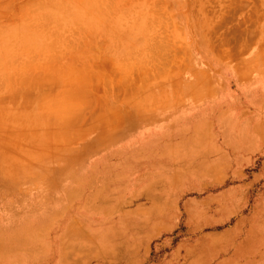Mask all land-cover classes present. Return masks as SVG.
<instances>
[{
	"label": "rangeland",
	"instance_id": "rangeland-1",
	"mask_svg": "<svg viewBox=\"0 0 264 264\" xmlns=\"http://www.w3.org/2000/svg\"><path fill=\"white\" fill-rule=\"evenodd\" d=\"M258 49L264 0H0V180L40 178L42 169L67 162L73 170L88 165L79 178L128 177L124 168L142 163L144 154L120 151L116 134L190 133L186 120L163 133L162 118L209 93L213 62L232 66ZM262 162L264 155L252 169ZM261 190L264 176L250 198ZM247 200L222 222L178 220L155 240L166 245L150 259L171 258L179 240L209 239L223 227H234L230 250L241 248ZM55 204H43V221ZM97 232L98 242H109Z\"/></svg>",
	"mask_w": 264,
	"mask_h": 264
},
{
	"label": "crops",
	"instance_id": "crops-1",
	"mask_svg": "<svg viewBox=\"0 0 264 264\" xmlns=\"http://www.w3.org/2000/svg\"><path fill=\"white\" fill-rule=\"evenodd\" d=\"M208 82L209 93L195 94L189 105L162 118L163 133L183 120L190 133L116 134L120 151L144 154L142 163L124 168L128 177L79 178L88 165L73 170L67 162L42 169L40 178L1 179L0 264H241L240 257L242 264H264V190L250 198L264 176V162L252 169L264 155V50L248 52L232 66L213 62ZM182 109L170 122L168 115ZM245 200L241 223L248 229L241 248L230 250L234 227H223L209 239L197 237L198 243L179 240L171 258L150 259L166 245L155 240L175 230L178 220L222 222ZM48 202L56 204L43 221ZM97 230L108 243L97 241Z\"/></svg>",
	"mask_w": 264,
	"mask_h": 264
}]
</instances>
